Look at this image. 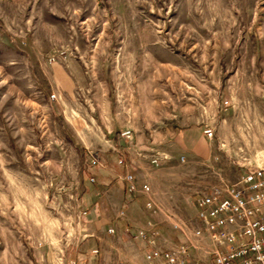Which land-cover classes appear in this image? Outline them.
I'll return each mask as SVG.
<instances>
[{
    "label": "rangeland",
    "instance_id": "obj_1",
    "mask_svg": "<svg viewBox=\"0 0 264 264\" xmlns=\"http://www.w3.org/2000/svg\"><path fill=\"white\" fill-rule=\"evenodd\" d=\"M256 167L264 0H0V264H148Z\"/></svg>",
    "mask_w": 264,
    "mask_h": 264
},
{
    "label": "built area",
    "instance_id": "obj_2",
    "mask_svg": "<svg viewBox=\"0 0 264 264\" xmlns=\"http://www.w3.org/2000/svg\"><path fill=\"white\" fill-rule=\"evenodd\" d=\"M197 208L190 242L149 252L148 264H264V167L247 169L236 184L203 195Z\"/></svg>",
    "mask_w": 264,
    "mask_h": 264
},
{
    "label": "crops",
    "instance_id": "obj_3",
    "mask_svg": "<svg viewBox=\"0 0 264 264\" xmlns=\"http://www.w3.org/2000/svg\"><path fill=\"white\" fill-rule=\"evenodd\" d=\"M116 186H118L121 200H123L124 185L122 182L118 181Z\"/></svg>",
    "mask_w": 264,
    "mask_h": 264
}]
</instances>
